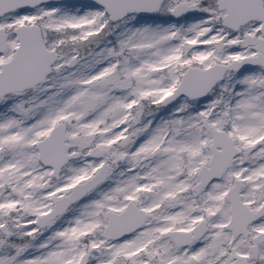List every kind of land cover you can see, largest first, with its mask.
<instances>
[{"label":"snow or ice","instance_id":"1","mask_svg":"<svg viewBox=\"0 0 264 264\" xmlns=\"http://www.w3.org/2000/svg\"><path fill=\"white\" fill-rule=\"evenodd\" d=\"M0 264H264V0H0Z\"/></svg>","mask_w":264,"mask_h":264},{"label":"water","instance_id":"2","mask_svg":"<svg viewBox=\"0 0 264 264\" xmlns=\"http://www.w3.org/2000/svg\"><path fill=\"white\" fill-rule=\"evenodd\" d=\"M50 2H82L86 3L88 0H50Z\"/></svg>","mask_w":264,"mask_h":264},{"label":"rangeland","instance_id":"3","mask_svg":"<svg viewBox=\"0 0 264 264\" xmlns=\"http://www.w3.org/2000/svg\"><path fill=\"white\" fill-rule=\"evenodd\" d=\"M55 3V2H53ZM57 3V2H56ZM81 2H64V3H58V4H67V5H72V4H79Z\"/></svg>","mask_w":264,"mask_h":264}]
</instances>
